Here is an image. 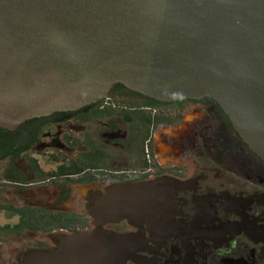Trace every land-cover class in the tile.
<instances>
[{
	"label": "water",
	"instance_id": "1",
	"mask_svg": "<svg viewBox=\"0 0 264 264\" xmlns=\"http://www.w3.org/2000/svg\"><path fill=\"white\" fill-rule=\"evenodd\" d=\"M171 101L214 98L264 159V0H0V127L75 110L116 84ZM178 181L121 183L94 197L96 228L32 249L23 264H118L138 235L119 219L169 216Z\"/></svg>",
	"mask_w": 264,
	"mask_h": 264
},
{
	"label": "flooded vegetation",
	"instance_id": "2",
	"mask_svg": "<svg viewBox=\"0 0 264 264\" xmlns=\"http://www.w3.org/2000/svg\"><path fill=\"white\" fill-rule=\"evenodd\" d=\"M117 84L75 110L27 119L0 168V264L96 228L94 197L121 183L178 181L168 218L103 227L138 235L118 264H264V159L212 97L158 100ZM111 93V94H112ZM152 119L150 123L149 119ZM14 217L15 220L7 219Z\"/></svg>",
	"mask_w": 264,
	"mask_h": 264
},
{
	"label": "trees",
	"instance_id": "3",
	"mask_svg": "<svg viewBox=\"0 0 264 264\" xmlns=\"http://www.w3.org/2000/svg\"><path fill=\"white\" fill-rule=\"evenodd\" d=\"M123 86V84L118 83L117 87ZM116 87V88H117ZM113 95V93L111 94ZM110 95V96H111ZM150 123L152 119L150 118ZM23 142V133L14 132L9 129L0 127V168L8 167L10 160L18 156L20 151V144Z\"/></svg>",
	"mask_w": 264,
	"mask_h": 264
},
{
	"label": "rangeland",
	"instance_id": "4",
	"mask_svg": "<svg viewBox=\"0 0 264 264\" xmlns=\"http://www.w3.org/2000/svg\"><path fill=\"white\" fill-rule=\"evenodd\" d=\"M0 200H2V202L4 201V202H8L6 199L4 200V196H2L1 198H0ZM0 216H2V215H0ZM7 219H11V220H15L16 218H14V217H11V218H7ZM8 231V229H6V228H3V227H0V233H2V232H7Z\"/></svg>",
	"mask_w": 264,
	"mask_h": 264
}]
</instances>
